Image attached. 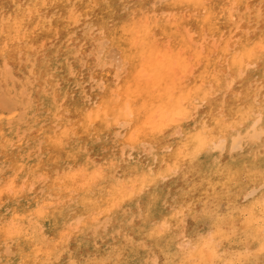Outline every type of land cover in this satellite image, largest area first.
<instances>
[{
    "label": "bare ground",
    "instance_id": "bare-ground-1",
    "mask_svg": "<svg viewBox=\"0 0 264 264\" xmlns=\"http://www.w3.org/2000/svg\"><path fill=\"white\" fill-rule=\"evenodd\" d=\"M20 1L21 0H0L3 6L5 5L7 9L8 7L10 8V12L13 11L11 24L3 25L0 30L4 32V35L0 39V53L6 60H13L14 62L18 61L19 51L21 49L19 41L22 38L26 37L28 39V45L25 48L23 47L29 52L28 55L34 52V45L38 47V45L41 44L42 41L37 39L38 37L36 38V33L33 31V28L36 23L40 21V14L44 11V7L48 9L52 6L59 5V9L66 13L72 9L71 3H73L74 0H27L25 5H21ZM171 1L172 2L168 4H164L162 8L160 7L161 10H155L157 12L161 11L160 14H164L163 16L157 15L151 18L150 15V20L148 18V20L142 19L143 21L141 20L139 25L133 23L137 20L134 18L135 21L132 20L133 24L128 21L122 25L115 24L110 26V24L107 23L109 20L108 13H102V15L97 17L96 27L102 32V35L105 36V39L101 43L104 45L111 42L110 45L113 47L112 50L114 53L110 55L112 63L115 62L114 58L119 59L122 63L126 61L127 71L121 73V76L124 78L116 87H113L112 83L109 81L106 82V77L101 78L99 83L102 84L104 88V92L102 91L104 95L99 96V100L92 107L82 108L78 104L71 105L74 117H76L75 119L71 115L73 118L72 125L64 126L63 130L58 134H52L51 130L45 132L47 141L45 147L52 149L50 150L52 154L47 160L38 164L32 163V165H27L24 161L20 160L14 161L12 166L15 169V173L10 180L5 182L6 184L12 183L16 185L19 181L27 183L34 175L44 173L50 178L48 188L50 196L48 197L45 195L39 198V200H36L35 204L30 207L22 206L18 209L12 208L8 215L1 216V226L6 234H0V245L11 242V250H5V248L4 250L8 251L6 253L9 255H13V258H7L6 256L0 257V264H21L22 260H30L32 264H45L49 259L56 260L57 253L54 251L55 248H59V252L72 249L71 255L68 254L66 257V264H74V262L78 261L87 262L89 259L107 260L110 261L111 264H124V262L131 261H136L137 264H139L140 260L147 258L145 249L139 247L144 242H147L153 252L157 253L156 258L163 261V259L167 257L163 253H158V249H167L172 254H175L177 251L176 246L181 243L180 236L182 232H199L194 226L185 227L186 217L193 214L196 210H203L204 213L207 214L209 219H211L212 229L215 226V230L217 231L224 232L225 234L229 232L235 223L234 221H230L229 225L226 226V222L223 221L225 216L221 213L220 207L222 201L226 203L227 211L233 217L232 219H235L243 229L237 209L243 206V201L247 197L248 192L259 187L257 179L249 176L248 173L249 170L253 168L259 169L261 164L264 163V161L261 160L260 144L256 142L248 146L245 151L243 150L244 158L240 157L234 159L233 155H230V153L234 151L232 147V138L234 136H244L248 132V126H244L241 129H237V132H233V128L235 129V127L240 124L241 102L239 105L237 100L232 96L226 101L213 98V96L208 94L209 91L206 85L210 84V87L212 86V91L215 90L218 94L221 93V91H218L223 89L225 85L224 76L229 71L232 74V84L237 85L238 82L242 80L243 88L241 93L243 97L246 98L251 89H253L255 83L253 80V70H251L253 67L257 69V75L264 80V59L261 58L259 51L260 42L264 39V31L254 45H251L253 39L248 37L250 32H246V36L241 34L235 37L233 46L237 48L234 51L231 52L229 44L224 42L222 43L221 49L214 52V54L212 50H208V46H206L204 48L206 51L205 56H203V49H201L203 44H198V42L195 41V44H197V46L201 45V47H199L200 50L195 47L194 55L192 56H194V63H199L200 68L191 79V84L185 87L187 84H182V78L184 77L182 75L188 74V69L191 66L189 58L192 57L191 55H189V57L187 53V55H185V52L188 51L187 48L190 47L189 42L191 43L195 37L198 38L197 40L215 38V35L221 37L220 35L227 29L224 28L225 26L230 27L236 24L235 13L231 11V9H233L232 5H234V3L236 4L234 10L237 11L247 4V0H224L225 4L222 10V18L224 19L222 20L227 22L224 27L217 23L218 20L215 16V8L219 6L220 3L216 5V0ZM230 1L234 3L229 5L228 3ZM146 5L149 4L146 3ZM197 5H206L208 9L207 13L203 7H197ZM144 6L145 5L142 4V7ZM257 6H259V4H257ZM253 9H255V7ZM185 11H189L191 14L190 22L184 21V19L187 18L183 17ZM27 13L31 16V18H29L31 19L29 21L31 31L23 33L22 35L19 34L17 38L16 36L14 38L15 30L21 32L27 24ZM79 13L83 14L82 12ZM57 15L58 13L55 17ZM5 16L6 15H4V17ZM63 17L66 18L65 15ZM233 17L235 19H233ZM81 19L82 18H80V20ZM138 19L140 18L138 17ZM168 19L170 20L169 23ZM49 20H47V22ZM69 20L71 19L69 18ZM49 23L50 21L48 25ZM145 24H147V27H145ZM135 25H138L139 28L135 29ZM72 26L73 25L68 24V21L67 24L65 23L63 25V27L66 28L65 35L62 38L63 40L67 38V32ZM156 28L159 30L157 31ZM156 32L162 37L171 39L170 44L168 45V41V43L158 41V38L153 36L154 34L156 35ZM230 35L231 34H229V37ZM214 40L215 39H213L212 42H214ZM25 42L26 41H24V44ZM212 42L210 44H212ZM217 42H219V39ZM5 44H7V56L4 55ZM63 49H65V47ZM50 50L51 48L49 51ZM42 52L44 51H41V53ZM74 53L76 54L77 52ZM217 53H220L218 57L210 58L211 55L216 56ZM64 55L67 56L68 53ZM24 56L26 55L24 54ZM23 57L21 59H23ZM26 57L30 59L31 55ZM46 58L47 57L41 54L39 57L41 65L36 68H34V61L28 59V61L32 63L30 73L33 76L42 78L43 75L50 72V67H47V65H49L47 64L48 61L45 62ZM61 60H63V58ZM219 61H222V63L227 66L221 70L219 74H215L214 66L215 64L217 65ZM80 65H82V63ZM192 68H190L191 71ZM7 70L8 68H4L0 72V75L2 76L3 72ZM68 70L69 67L65 69V74L68 73ZM178 75L182 76L181 80ZM93 76L98 77L96 75ZM20 79L16 80H24ZM49 82L54 90V83L51 81ZM231 83L229 85H231ZM21 87H23V85ZM113 90H117L115 94H112ZM226 90L224 89V91ZM18 92L20 91L18 90ZM22 92H24L23 88ZM1 93H3V91L0 92V101L2 104L9 109L15 108V101L10 102L9 99H7L8 97L6 98ZM196 99L199 100V104L196 105V108L202 106L203 103H206V107H208L205 112L203 111V120L199 122L192 121L193 113L196 108L190 107V103ZM53 100V97H51L48 99V102L52 105ZM223 105L226 115L228 114L232 118L230 122H226L221 118L220 114L222 111L219 113V109ZM53 109H55V107H53ZM181 111L191 113L192 118L184 121L176 120L175 117ZM11 114H9V116ZM159 114L163 117L162 120L155 119ZM255 119L259 120V116ZM4 120L7 121L9 118L5 119L3 116H0V123ZM233 120H235L236 123L233 124ZM217 121H219V123H217ZM151 123H154V125ZM47 124L48 123H46V125ZM229 124H232V126L229 127ZM1 126H3V124ZM118 126L126 128L125 134L123 132L121 134L118 133L117 130L119 129L116 130ZM176 126L181 131L178 132L176 129L173 134H180V137H182L181 141L177 139L167 141L166 137ZM205 128L208 129L209 141L215 139L219 142L220 138L223 137L224 142L222 149L213 148L211 151H198L197 136ZM105 131L112 135L115 134L116 136L118 134L120 136L123 134L125 135L123 138L117 137V139L114 140L115 145L112 152L113 166L121 165L119 168L123 170L119 176H115L112 173L105 175L100 174L99 171L92 169L94 176L91 179L83 182L78 181V178L77 184L72 185L68 183L66 177L77 176L81 168L75 170V172L68 170L64 173H61L63 171L58 172V176L55 177H52L51 172L45 169L47 163L58 166L61 158L69 161H80L81 154L79 149L64 150L63 144L65 143L66 137L88 138L102 134ZM2 135L4 136V143L0 142V149L2 148L9 153L14 139L11 135L8 136L3 129ZM139 143L143 144L141 146L150 145L149 150L146 149L143 151L144 153L156 149V147H154L155 145H157V151L155 153L146 154L147 156L142 160H139L134 154H130V151L126 152L127 147L130 146L132 149L134 145ZM166 151L167 153H165ZM29 152L30 151L27 153ZM123 153L127 156L125 161L122 159V157L125 156L122 155ZM123 162L124 165H122ZM165 162L167 163L166 165L164 164ZM183 163H185L184 168L182 167ZM62 165L63 163L60 166ZM171 168L178 170L177 178L175 179L173 174H170ZM64 174L66 176H63ZM82 177L84 176L82 175ZM172 177L173 179H171ZM82 179L84 180V178ZM104 180L106 183H104ZM100 181H103V184H99ZM5 183L0 184V190L4 189L3 186ZM177 184L179 188L175 187ZM43 185H45V183ZM93 187L97 188L91 194L90 191ZM3 193L0 192V197L3 196ZM51 197L52 199L58 198L56 202L57 205L54 209H51ZM74 201L76 204L72 206ZM209 202H211L210 211L207 209ZM230 204L233 205L231 209L229 208ZM42 205H47L48 208L43 215H37L36 210L38 206ZM54 206L55 205H53V207ZM72 207L74 208L75 216H72L71 220H68L71 215L70 210ZM174 209H179V215L174 212ZM14 217L18 218L17 224L22 228L25 236L10 239L7 235V230L9 228V222L13 221ZM106 217H109V220L102 226L101 220ZM165 221H167L170 226L169 231L162 236L153 235V226ZM45 222L49 223L50 232L46 231L43 227V223ZM68 225H71V228H67ZM33 234H35V241L26 238L32 237ZM65 234H67V239H62ZM108 239L110 241H115V243L109 242ZM53 240L59 243L53 245V253L50 255L48 242ZM245 240L246 237L243 234L239 237H233L231 246L234 251H241ZM229 246L230 245L226 241L225 247L227 248ZM256 247H258V245L250 247L249 250L255 252ZM93 253L96 256H93ZM253 259L259 264L260 256L258 254L255 255Z\"/></svg>",
    "mask_w": 264,
    "mask_h": 264
},
{
    "label": "rangeland",
    "instance_id": "rangeland-1",
    "mask_svg": "<svg viewBox=\"0 0 264 264\" xmlns=\"http://www.w3.org/2000/svg\"><path fill=\"white\" fill-rule=\"evenodd\" d=\"M216 1H217L216 5H218L220 3V5L216 7L217 9L215 8V16H216V19L218 20L217 23L224 27L227 24V22L225 20H222V19H224V18H222L223 17L222 16V14H223L222 10L224 9V4H225L226 0L225 1L224 0H216ZM20 2H21V5H25L27 3V0H21ZM170 2H172V1L171 0H161V1L160 0H74L73 3H71L72 9L66 13H64L61 9H59V7H60L59 5L52 6L51 8H48V9L46 7H44L46 9V11L44 9V11L41 12V14H40L41 19L39 22L36 23V25L33 28V31L36 33V38L38 37L37 39L41 40L42 42L40 45H38V47L36 45H34V47H35L33 49L34 52L32 54H30L31 55L30 59H29V57H26V56H30V55H28L29 52L26 49H24L28 45L27 44L28 39L26 37L21 39L23 41H21V40L19 41V43L21 44V49L19 51L17 62H14L13 60L12 61L6 60V58L4 56H1V53H0V68H1L0 72L5 68V62H7V64L9 65V66L7 65L8 70L6 72L4 71L5 73L3 72L2 76L0 75V92L3 91V93H1V94L3 96H5L6 98L8 97L7 99H9L10 102L15 101V103H16L15 108L9 109V108H6L2 104V102L0 101V116H3L5 119L9 118V120H7V121L4 120L0 123V136H1L0 142H3V140H4V136L2 135V129L4 130V132L8 136L11 135V137H13V139H14V141L10 147L11 151H9V153H7L8 151H4L2 148L0 149V167H1L0 168V184H3L6 181L10 180V178L15 173V171H14L15 169L12 166L14 161L20 160V161H24L25 164H27V165H32V163L38 164V163H41V162H43L49 158V156L52 154V152H50V150H52V149L45 147L47 145V141L45 138V132L48 130H51L52 134H58L59 132H61L63 130L64 126L72 125L73 118L76 119V117H74V113H73V110L71 108V105L78 104L82 108H90L93 105H95L97 103V101L99 100V96L104 95V93H103L104 88L102 87V84L99 83V81H101V78L106 77V79L104 78L106 80V82L109 81L110 83H112L113 87L118 86L120 84V82L123 80L124 77L121 76L122 72L118 76L117 70L115 67V62L112 63V59H111L110 55H112L114 53V51L112 50V48H113L112 45H110L111 42H108L104 45H103V43H101L105 39V36L102 35V32L96 27L97 17L99 15H102V13H108L109 14V17H108L109 20L107 23L110 24V26L115 25V24L116 25H122L123 23H127L128 21L130 23H132V20L135 21L136 19L138 21L136 20V22H133V23L139 25L141 23L142 19L148 18L150 20L151 18L156 17L157 15L163 16L164 14H160L161 11L157 12L155 10H161L160 7L162 8V6H164V4H168ZM146 3L149 5H146ZM151 3H154V4H151ZM233 3H234L233 1H230L228 4L232 5ZM47 4H49V3H47ZM142 4L145 6L142 7ZM257 4H259V6H257ZM0 5H1L0 6L1 7L0 8V13H1L0 14V16H1L0 30H1L3 25L11 24V20L13 17V11L10 12V8L8 7V9H7V7L5 5L3 6V4L1 2H0ZM234 5H236V4L234 3ZM254 7H255V9H253ZM262 8H264V1L263 0H247V4L243 8H241L240 10L236 11V10H234V8L231 9L232 13H235L236 24L233 26H230V27L225 26L224 28H227V29L224 30V32L220 35L221 37H219V35H215L214 36L215 38L212 37V38H207V39H202V40L201 39L197 40L198 38L195 37L191 43L189 42L190 47L188 46L189 48H187L188 51L185 52V55H187V54H188V56L194 55L193 53H194L195 47H196V49L200 50L199 47H201V45L197 46V44H195V41L198 42V44L199 43L203 44L202 45L203 47L201 48V49H203V54H204L203 56H205L206 51L204 48L206 46H208L207 49L208 50L211 49L213 54H214V52L221 49V47L223 45L222 43H224V42L225 43L227 42L229 44L230 51L232 52L237 48V47L233 46V43L235 41L234 40L235 37L240 36L241 34H244L246 36L247 35L246 32H250L248 34V37L253 39L251 42V45H254L256 43V41L258 40L259 36L264 31V24H262L260 22L261 18L259 15V13H261ZM7 10H9V11H7ZM150 10H151V12H150ZM247 10H248V12H247ZM6 12H8V13H6ZM79 12H82L85 15H83ZM57 13L59 16L57 15L56 16L57 19H56L55 15ZM3 14L6 16L4 17ZM64 15L66 18L63 17ZM142 15H143V17H142ZM150 15H151V18H149ZM73 17L75 18V20ZM138 17L140 19H138ZM183 17L184 18L187 17L184 19L185 22H190L191 14L189 11H185L183 14ZM26 18H27L26 20L28 22L24 26V28L22 30L23 32L22 31L19 32V31L15 30L14 38H15V36L17 38L19 34L22 35L23 33H28V31H31L30 30L31 26L29 23V21L31 20L29 18H31V16H29V13L26 14ZM69 18L71 20H69ZM80 18H82V19L80 20ZM134 18H135V20H134ZM64 19H66V20H64ZM255 19H258V20H255ZM47 20L50 21L49 25H48L49 21L47 22ZM51 21H52V23H51ZM67 21H68V24H71L73 26L70 29L71 31L68 30V32H67L68 40H67V38L65 40H63L62 38L65 35V30H66V28L63 27V25L65 23L67 24ZM255 21H258V22H255ZM169 22H170V20L168 19V23ZM138 25H135V29L139 28ZM90 28H91V30H90ZM156 30L158 31L159 29L156 28ZM229 30H230V32H229ZM3 33L4 32L0 31V39L4 35ZM72 33H73V35H72ZM229 34H231L230 37H229ZM153 36L157 37L158 38L157 40L162 42V43L163 42H165V43L169 42L168 43V45H169L171 42V39L160 36V34L158 32H156V35L154 34ZM228 37L231 38L232 40L229 39ZM213 39H215L214 42H212ZM216 39H217V41L219 39V42H217ZM47 40L48 41L50 40L49 41L50 43ZM204 40H205V42H204ZM24 41H26L25 44H24ZM211 42H212V44H210ZM193 43H194V47H193ZM63 44H64V46H63ZM214 44H215V46H214ZM46 46H48L49 48ZM64 47H65V49H63ZM77 47H78V49H77ZM36 48H39V49H36ZM50 48H51V50L49 51ZM71 49H72V52H71ZM36 50H37V52H36ZM41 51H44L46 54L44 52L41 53ZM73 51L77 52V53L75 54ZM67 53H68L67 56L64 55ZM24 54L26 56H24ZM41 54L43 56L47 57L45 62L48 61L47 64H49V65H47V64L46 65H47V67H50V72L47 73L46 75H43L42 78L39 76L35 77L30 73V71H31L30 67L32 66V63H31V61H28V59L34 61V63H35L34 68L38 67L39 65H41L40 60H39V57ZM219 55H220V53H217L216 56L211 55L210 58H216ZM22 57H23V59H21ZM76 57H79V58H76ZM60 58L61 59L63 58V60H61ZM191 58H189L190 64H191L189 69L192 67L193 68H192V71H191V69L190 70L188 69V71H189L188 74L189 73L190 74L189 75L187 73L184 75L181 74L182 76H184L183 78H182V76L178 75L180 80H181V78L183 79L182 84L183 83L187 84L185 87H187L191 84V79L199 71V68H200L199 63H194V56H192ZM191 60H192V62H191ZM81 63H82V65H80ZM63 66H64V69H63ZM226 66L227 65L223 64L222 61H219L217 63V65L215 64V66H214V73L219 74L221 72V70H223ZM68 67H69L68 73L65 74V69ZM195 69H196V71H195ZM251 70H253V80L255 82L253 85L254 86L253 89H251V93H257L259 91V88H260L259 86L261 84L262 77H259L257 75L258 71H257V69H255V67H253ZM93 75H96L98 77H94ZM8 76L10 79L8 78ZM14 78H15V80H14ZM16 79H20V80L24 79V80H22V81L18 80L19 81L18 82ZM33 79H35V80H33ZM74 79H76V80H74ZM231 79H232V74L228 71L227 74L224 76V84L225 85L222 89L223 91L219 90L218 92L221 91V93H219V94L215 90L212 91V89H211L212 86L210 87V84H207L206 88H208V91H209L208 94L213 96V98L221 99V101H226L227 99H229L232 96L234 99L237 100L238 104L240 105V102H241L240 98H241V94H242L241 90L243 88L242 87L243 82H242V80H240L237 85H234L231 83ZM49 81L54 83V87H55L54 90L52 89V86H50ZM28 83H31V84H28ZM230 83H231V85H229ZM4 85H5V87H4ZM22 85H23V87H21ZM240 86H241V88H240ZM20 87H21V89H20ZM22 88H23L24 92H22ZM17 89L20 92H18ZM224 89L225 90L227 89V90L224 91ZM34 90H35V92H34ZM116 91L117 90H113L112 94H115ZM236 91L239 93H237ZM28 93H29V95H28ZM9 95H11V96H9ZM21 95H23V96H21ZM36 96H38V97H36ZM51 97H53V99H54L52 101V105L48 102V99ZM72 100H74V101H72ZM87 104H89L90 106ZM197 104H199L198 99L192 101L190 103V107L196 108ZM240 106H242V104ZM53 107H55V109H53ZM200 107H201V109H200ZM200 107H198V108L201 111L198 108H196L194 113H193L192 121H194V122L202 121L203 120L202 117H204V112L208 108V107H206V103H203L202 106H200ZM221 111H223V114L226 117H230L228 114L226 115L224 105L221 106V108L219 109V113ZM9 114H11V115L9 116ZM160 114L158 115V117H155L156 120H162L163 117ZM71 115L73 116V118ZM257 116H259L258 112L255 114V118ZM231 120H232V118L227 120V121L226 120H224V121L230 122ZM46 123H48V124L46 125ZM2 124H3V126H1ZM152 125H154V123ZM243 127L244 126H240V124H239L235 127V129L233 128V132H237V129H241ZM177 128L178 127L176 126L172 129V131L168 135L169 137L168 136L166 137L167 141H173L174 139L181 141L182 137H180V134H176V133L173 134L174 130H176ZM117 129H119V130H117ZM116 130L118 131L119 134H121L122 132L125 134L126 128L125 127L121 128V126H118L116 128ZM124 134L121 136L120 135L116 136L115 134L112 135V134H109L107 131H105L102 134H99V135L93 136V137H88V138H86V137H74V138L66 137L65 143L63 144L64 148H65L64 150H70V149L71 150H78L79 149L80 154H81L80 161L79 160H77V161L70 160L69 161V160H63V158H61L58 166L55 164L47 163L45 169L48 172H51L52 177H55V176H58L57 175L58 172L63 171L61 173H64L67 170L71 171V172H75V170H78L79 168H81V170L78 171L77 176L66 177L68 183H70L72 185L77 184L76 182H77L78 178H79L78 181H83V182L91 179L94 176V172L92 171V169L99 171L100 174L105 175V174H111L112 173L115 176H119L123 172V170L119 168V166H121V165L113 166L112 152L114 150L113 147L115 145L114 140L117 139V137L123 138L125 136ZM172 134L174 135V137ZM141 145H143V144H140V143L136 144L132 147V149L129 146L130 148L127 147L126 152L130 151V154H134L135 156L138 157L139 160H142L145 156H147L146 154L155 153L157 151V145H155L154 147H156V149H154L150 152L148 151L147 153H144L143 151H145L146 149L149 150L150 145H148V146L147 145L141 146ZM247 148H248V146H246L243 150L245 151ZM239 150L238 149L234 150L233 152L230 153V155L232 154L234 159L240 158V157L244 158V151L243 150L239 151ZM28 151H30V152L27 153ZM235 151H237V152H235ZM16 153L18 154V156ZM89 153H90V156H89ZM165 153H167V151ZM237 153H239L240 155ZM95 154H98V155H95ZM122 155H125V153H123ZM168 155H171V154H168ZM150 157H152V156H150ZM222 157H223V155H222ZM13 159H15V160H13ZM122 159L125 161L127 159V156L125 155L124 157H122ZM62 163H63V165L60 166ZM164 164L166 165L167 163L165 162ZM122 165H124V162ZM182 167L183 168L185 167V163H183ZM177 173H178L177 169L174 170V168L173 169L171 168L170 174L171 175L173 174L174 179L177 178ZM82 175L84 177H82ZM63 176H66V175L64 174ZM86 176H88V177H86ZM173 177L171 179H173ZM82 178H84V180ZM49 181H50V178L47 174L39 173L37 175H34L33 178L29 182L27 181V183H22L20 181L18 183H16V185H14V186L17 190V194L13 195L14 197L10 198L6 192H4V193L2 192L3 196L0 197V218H1V216L3 217V216L8 215L11 212L12 208L18 209L22 206L23 207H25V206L30 207L33 204H35L36 200H39V198H41L45 195H47L49 197L50 196V193H49L50 191L48 189L49 183H50ZM44 183H45V185H43ZM104 183H106L105 180H104ZM18 184L20 187L18 186ZM99 184H103V181H100ZM5 186H7L6 183L3 186L4 189L6 188ZM175 187L179 188V185L177 184ZM96 188L97 187H93V189H91V191H90L91 194L96 190ZM23 194H25V195H23ZM57 200H58V198L52 199V197H51V201H50L52 203L51 209H54L56 207ZM75 204H76V202L74 201L72 203V206H74ZM53 205H55V206L53 207ZM220 207H221V213L225 216L223 221H225L226 223L225 222H223V223H225L226 226L229 225L230 221L231 222L234 221V223H235L232 226V228L235 229L233 237H239L240 235H242L243 229L240 227L239 223L235 219H232L233 217L228 213L227 208H226V203L224 201L221 202ZM210 208H211V202H209V205L207 207L208 211L211 210ZM70 211H71V215L69 216L68 220H71L72 216H75L73 207L71 208ZM108 220H109V217L103 218L101 220L102 226H104V224L107 223ZM185 221H186L185 222L186 228L190 227V226H194L199 230V232H205L206 233L207 231L212 229L211 219H209V217L207 216L206 213H204L203 210H196L193 214L188 215L186 217ZM190 224H192V225H190ZM43 227L46 229V231L50 232L49 223H47V222L43 223ZM67 228H71V225H68ZM0 234H6L5 230L1 226V222H0ZM108 241L115 243V241H110L109 239H108ZM11 244H12L11 242H6L3 245H0V257L6 256L7 258H13V255H11V254L9 255L8 253H6L8 251H5V250H11L10 249ZM143 244L146 245L147 249H150L151 251H153L147 242H144ZM4 248H5V250H4ZM71 250L72 249H66L65 251L58 252L56 254V261L58 262V264H66V261H65L66 257L68 254L71 255V252H72ZM93 256H96V255L93 253ZM59 260H61V261H59Z\"/></svg>",
    "mask_w": 264,
    "mask_h": 264
},
{
    "label": "snow or ice",
    "instance_id": "snow-or-ice-1",
    "mask_svg": "<svg viewBox=\"0 0 264 264\" xmlns=\"http://www.w3.org/2000/svg\"><path fill=\"white\" fill-rule=\"evenodd\" d=\"M197 7H203L207 13L206 5H197ZM236 8V5H232ZM261 23L264 24V8H262L260 13ZM233 19H235L233 17ZM147 27V24H145ZM260 56L264 59V39L261 40L259 46ZM4 55H8L7 44H5ZM115 67L117 70V75L119 76L121 72L127 71V62L123 63L114 58ZM5 68L7 69V62H5ZM241 113L239 117L240 126H248V132L244 136H234L232 138L233 150H243L246 146L255 144L259 142L260 144V155L261 160L264 161V80L261 81L258 93L249 92L246 98L241 94ZM259 113V120L255 119V114ZM221 118L224 120L231 119L226 117L221 112ZM192 115L188 112L181 111L175 117L178 121H184L191 119ZM219 123V121H217ZM232 123H236L235 120ZM250 125V126H249ZM229 127L232 124L228 125ZM177 131L181 130L177 128ZM223 137L217 142L215 139L209 141L208 129L205 128L198 136V151L199 150H209L213 148L222 149L223 147ZM249 176L255 177L258 181L259 187L250 190L247 197L243 201V206L239 207L237 211L239 212V220L243 225V235L246 237L243 243L242 250L239 252L234 251L231 246V241L233 239V234L235 229L232 228L227 234L221 231L213 229L205 232L191 233L182 232L180 236L181 243L177 245V251L172 254L167 249H158V253H163L167 258L163 261L156 258L157 253L147 249L146 245L143 243L139 246L144 248L147 253V258L139 261V264H257V261L253 259L255 255L260 256L259 264H264V163L261 164L259 169L253 168L249 170ZM0 192H6L9 197L17 194V190L12 183H8L6 188L0 190ZM233 205H229L231 209ZM47 205L38 206L36 210L37 215H43L47 210ZM174 212L179 215V209H174ZM17 217H14L13 221L9 222V228L7 230V235L10 239H15L18 237L25 236L22 228L17 224ZM170 229L167 221L163 223H158L153 226V235L162 236ZM27 239L35 241V234L32 237H26ZM62 239H67V234ZM228 242L229 247H225V242ZM59 242L53 240L48 242L49 254L53 253V245ZM255 252L250 251V247H254ZM55 253L59 252V248L54 249ZM21 264H32L29 261H21ZM45 264H58L56 260L49 259ZM74 264H111L107 260H95L89 259L87 262L78 261ZM124 264H137L136 261L124 262Z\"/></svg>",
    "mask_w": 264,
    "mask_h": 264
}]
</instances>
